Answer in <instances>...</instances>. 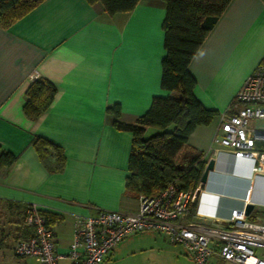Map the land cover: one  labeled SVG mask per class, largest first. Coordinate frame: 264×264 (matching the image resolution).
I'll list each match as a JSON object with an SVG mask.
<instances>
[{
  "label": "crops",
  "instance_id": "1",
  "mask_svg": "<svg viewBox=\"0 0 264 264\" xmlns=\"http://www.w3.org/2000/svg\"><path fill=\"white\" fill-rule=\"evenodd\" d=\"M164 17L162 0H139L131 12L112 17L100 2L44 0L11 26L0 27V152L16 158L0 179V257L5 247L27 237L28 205L51 217L60 254L67 253L76 218L137 211L138 197L125 189L132 135L116 130L107 110L118 106L119 122L135 125L153 98L174 96L160 84ZM263 57V1L231 0L188 66L194 96L217 113L187 140L204 161L211 160L219 117L236 110L237 92ZM37 79L49 82L55 95L31 121L23 106ZM157 133L145 128L144 137ZM35 138L61 149V170L51 172L40 161ZM48 161L56 164L52 150ZM247 189L254 216H263L264 177L250 176L247 162L220 155L198 198L195 220L208 225L228 220L232 210L243 207ZM140 236L120 244L125 249ZM121 251L116 247L106 261Z\"/></svg>",
  "mask_w": 264,
  "mask_h": 264
},
{
  "label": "built area",
  "instance_id": "2",
  "mask_svg": "<svg viewBox=\"0 0 264 264\" xmlns=\"http://www.w3.org/2000/svg\"><path fill=\"white\" fill-rule=\"evenodd\" d=\"M236 110L219 117L210 159L227 155L249 164L250 176L264 177V57L235 96ZM208 161H206V164ZM205 164V167H206ZM205 185L182 189L178 182L161 188L153 196L140 195L134 213L101 211L76 218L67 253L57 250L51 217L35 205L23 210L27 237L15 242V257L32 258L38 264H103L127 238L144 233L160 234L182 247L194 264H209L214 257L226 264H264V215H247L251 190L243 207L231 211L226 221L197 222L198 198Z\"/></svg>",
  "mask_w": 264,
  "mask_h": 264
},
{
  "label": "trees",
  "instance_id": "3",
  "mask_svg": "<svg viewBox=\"0 0 264 264\" xmlns=\"http://www.w3.org/2000/svg\"><path fill=\"white\" fill-rule=\"evenodd\" d=\"M44 0H0V27L7 28L27 15ZM100 2L108 16L131 12L139 0H86ZM165 17L162 23L165 56L161 61V88L172 97H155L149 110L135 125L119 122L118 106L107 110L113 116V127L132 135L125 189L139 197L153 196L168 184L178 182L184 190L196 188L205 169L204 155L190 148L188 137L198 126L208 125L216 116L206 110L194 96L196 82L188 66L231 0H162ZM264 3V0H262ZM55 88L45 80H34L25 93L24 115L37 120L50 106ZM145 128L159 133L144 137ZM40 161L51 172L64 165L59 147L35 138L32 142ZM49 150L56 164H49ZM16 158L0 152V179L5 177ZM28 235V233H27Z\"/></svg>",
  "mask_w": 264,
  "mask_h": 264
},
{
  "label": "rangeland",
  "instance_id": "4",
  "mask_svg": "<svg viewBox=\"0 0 264 264\" xmlns=\"http://www.w3.org/2000/svg\"><path fill=\"white\" fill-rule=\"evenodd\" d=\"M253 126L264 128V122H253ZM203 200L206 198L202 197ZM255 214H253L254 216ZM12 224V223H8ZM145 234V233H144ZM145 236V237H144ZM122 244L117 245L121 253L117 252L113 257L104 264H194L192 260L185 254L182 247L171 244L163 235L149 233L140 236L127 247H122ZM12 247L3 249V258L0 260L8 262V264H38L30 258H18L12 256ZM209 264H226L218 258L214 257Z\"/></svg>",
  "mask_w": 264,
  "mask_h": 264
},
{
  "label": "water",
  "instance_id": "5",
  "mask_svg": "<svg viewBox=\"0 0 264 264\" xmlns=\"http://www.w3.org/2000/svg\"><path fill=\"white\" fill-rule=\"evenodd\" d=\"M216 168V161L214 159H211L208 161V163L206 164V167L203 171V174L201 176V179H200V182L203 184V185H206L207 181H208V176H209V173L214 171ZM253 210V205H248L246 207V214L249 215Z\"/></svg>",
  "mask_w": 264,
  "mask_h": 264
}]
</instances>
